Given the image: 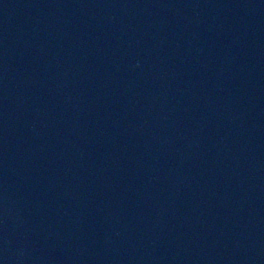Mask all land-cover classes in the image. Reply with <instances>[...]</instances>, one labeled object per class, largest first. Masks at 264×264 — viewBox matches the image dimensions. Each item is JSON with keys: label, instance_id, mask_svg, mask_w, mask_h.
Returning <instances> with one entry per match:
<instances>
[{"label": "water", "instance_id": "95a60500", "mask_svg": "<svg viewBox=\"0 0 264 264\" xmlns=\"http://www.w3.org/2000/svg\"><path fill=\"white\" fill-rule=\"evenodd\" d=\"M0 264H264V0H0Z\"/></svg>", "mask_w": 264, "mask_h": 264}]
</instances>
